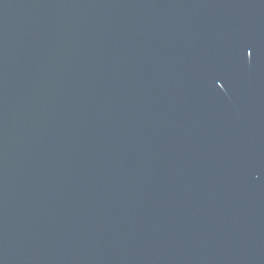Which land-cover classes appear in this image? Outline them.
<instances>
[{
  "label": "water",
  "instance_id": "water-1",
  "mask_svg": "<svg viewBox=\"0 0 264 264\" xmlns=\"http://www.w3.org/2000/svg\"><path fill=\"white\" fill-rule=\"evenodd\" d=\"M0 264H264V0H0Z\"/></svg>",
  "mask_w": 264,
  "mask_h": 264
},
{
  "label": "snow or ice",
  "instance_id": "snow-or-ice-1",
  "mask_svg": "<svg viewBox=\"0 0 264 264\" xmlns=\"http://www.w3.org/2000/svg\"><path fill=\"white\" fill-rule=\"evenodd\" d=\"M248 55L250 56V55H251V53L249 52V53H248Z\"/></svg>",
  "mask_w": 264,
  "mask_h": 264
}]
</instances>
